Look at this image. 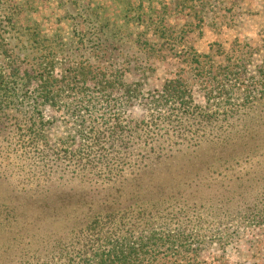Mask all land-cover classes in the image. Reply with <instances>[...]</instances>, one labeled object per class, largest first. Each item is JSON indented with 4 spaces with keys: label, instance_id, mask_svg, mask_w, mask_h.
Here are the masks:
<instances>
[{
    "label": "rangeland",
    "instance_id": "obj_1",
    "mask_svg": "<svg viewBox=\"0 0 264 264\" xmlns=\"http://www.w3.org/2000/svg\"><path fill=\"white\" fill-rule=\"evenodd\" d=\"M49 79L61 83L52 92L61 85L63 97L33 113L30 97L42 93ZM178 80L195 104L220 111L243 112L248 95L264 101V0H0V101L8 98L0 105L3 209L28 210L33 225L42 213L30 210L49 196L68 200L79 194V201L112 212L100 226L112 223L126 232L123 223H149L157 239H140L143 262L137 264H264V212L256 211L264 204V174L258 176L264 172V153L243 162L234 175L244 176L234 185L238 194L229 193L234 199L192 205L189 191L182 204L126 212V178H132L136 163L127 151L143 144L139 136L127 137L126 123L164 114L170 88H177L170 83ZM32 115L43 138L32 142L26 136L19 142L16 127H25ZM117 122L118 165L107 159L84 176L73 160L45 174L41 160L29 158L43 149L80 155L93 135ZM223 174L203 173L194 182L231 184ZM52 184L63 187H46ZM90 186L93 193L80 189ZM191 188L207 196L198 186ZM72 219L41 222L45 238L57 239ZM221 219L224 223H217ZM36 241L46 243L40 236Z\"/></svg>",
    "mask_w": 264,
    "mask_h": 264
},
{
    "label": "trees",
    "instance_id": "obj_2",
    "mask_svg": "<svg viewBox=\"0 0 264 264\" xmlns=\"http://www.w3.org/2000/svg\"><path fill=\"white\" fill-rule=\"evenodd\" d=\"M43 84V92L30 97L33 98L34 103L32 104L33 113L36 110L40 111L42 106H54L63 97L59 92L63 90L61 85H57V92H52L55 84H61L57 80H45ZM170 84H175L177 88H170L171 92L168 95L170 105L164 114L140 121L129 120L126 123L127 137L139 136L143 142L139 147L133 150L129 148L127 151V156L133 155L132 158L136 159L131 172L132 178L129 181L126 178L125 207L126 212H131V215L139 206L159 208L165 205L182 204L186 201L185 194L189 191L192 196L190 198L192 205L204 201L209 204L215 199L220 202L219 197L234 199L235 197H231L229 193L238 194L235 186L239 183L237 181L244 177L237 175L234 178V175L240 172L238 170H241L243 162L264 153V101H260L257 96L248 95L241 105L243 112L238 109L220 111L195 104L191 94H186L184 87L186 84L183 81L178 80ZM26 86L27 84L22 83V88ZM168 88L164 86V89ZM161 97L167 100L165 92ZM2 99L4 100L0 101V105L8 98L2 97ZM28 120L25 127L19 125L16 127L15 135L18 141L22 142L26 136L32 142L42 140L44 130L38 126L40 121L37 120L36 115H32ZM119 127L120 124L117 122L103 132L93 135L84 151L79 150L80 155L73 152L58 154L52 153L50 149H43L29 158H32L33 162L41 160L43 164L41 170L45 174L48 172L53 174L59 171L55 169V166L62 167L67 161L73 160L77 161V172L84 176L91 174L92 169L98 166L97 164L107 159L113 160L118 165L122 159L117 157L116 153L114 154L116 141L114 134ZM4 129L5 127L2 131ZM176 139L181 141H175ZM178 155L189 156L179 163L166 162L169 159H175ZM128 164L132 163L126 159V165ZM159 164L165 166L157 168ZM178 172L183 173L184 176L179 175ZM203 173H224L223 178L230 176L231 184L229 185L235 186L228 188L229 185L225 182L199 186L194 180L197 182L198 176ZM261 174L264 172H259L258 176ZM192 186H198L202 189L201 193L205 192L207 196H198V191L193 192ZM46 187L60 189L63 185L52 184ZM82 187L80 189H86L88 193H93L95 189L93 186ZM83 192H81L82 195ZM243 198H246L245 193H241L238 200L243 202ZM79 199H81L79 194L78 197H70L68 200L49 196L42 206L30 210V213L33 210L42 213L31 221L34 222L33 225L29 223L31 215L28 210L21 208L7 210L0 204V264H137L140 261L143 262V247L139 245L142 242L140 239L146 236L148 239H157L156 232L149 228V223H123L127 227L126 232L117 229L118 225L112 223L100 226L101 219L108 218L112 212L104 205L82 202V199L80 201ZM260 206L261 209H256L258 213L264 212V204ZM91 210L95 215H90ZM83 212L85 214L82 219H78ZM70 215L73 217L72 223H66V226L58 233L57 239L48 241L45 238L46 233L42 232L43 223L41 222ZM228 220L232 222L231 219ZM217 223H224V220L221 219ZM238 232L235 230L233 234ZM196 235L194 232L193 236ZM39 236L46 242L44 245L35 244L36 237Z\"/></svg>",
    "mask_w": 264,
    "mask_h": 264
}]
</instances>
